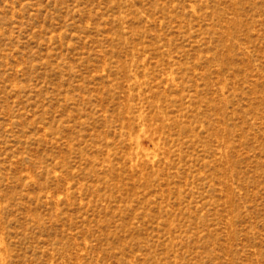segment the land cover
<instances>
[{
  "label": "rangeland",
  "instance_id": "obj_1",
  "mask_svg": "<svg viewBox=\"0 0 264 264\" xmlns=\"http://www.w3.org/2000/svg\"><path fill=\"white\" fill-rule=\"evenodd\" d=\"M0 264H264V0H0Z\"/></svg>",
  "mask_w": 264,
  "mask_h": 264
}]
</instances>
